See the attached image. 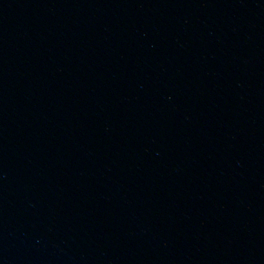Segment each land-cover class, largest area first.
<instances>
[{
  "label": "water",
  "instance_id": "95a60500",
  "mask_svg": "<svg viewBox=\"0 0 264 264\" xmlns=\"http://www.w3.org/2000/svg\"><path fill=\"white\" fill-rule=\"evenodd\" d=\"M0 264H264V0H0Z\"/></svg>",
  "mask_w": 264,
  "mask_h": 264
}]
</instances>
